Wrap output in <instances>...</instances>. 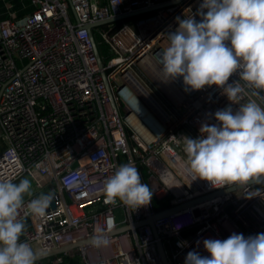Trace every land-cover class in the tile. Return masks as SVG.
<instances>
[{
    "label": "built area",
    "instance_id": "built-area-1",
    "mask_svg": "<svg viewBox=\"0 0 264 264\" xmlns=\"http://www.w3.org/2000/svg\"><path fill=\"white\" fill-rule=\"evenodd\" d=\"M0 1L6 5L0 19V180L27 178L32 191L24 197L26 230L20 242L48 252L126 228L37 264H61L74 254L83 264H163L158 243L168 264H185L190 251L210 255L206 239L264 233V196L249 199L245 189L192 180L183 150V137L198 138L201 124L219 123L216 111L231 106L235 112L240 104L216 85L185 90L182 77L167 82L177 101L161 117L147 115L137 96L130 101L127 95L125 81L139 63L152 64L164 78L160 58L167 48L163 42H169L166 32L179 27L173 28L177 17L192 15L200 22L196 13L203 0ZM157 5L164 6L90 28L99 55L105 45L100 66L87 25ZM239 80L234 73L227 83ZM128 162L153 193L149 205L134 209L106 200L105 181ZM229 188L155 219L152 227L136 225L158 211ZM256 188L264 191V183ZM41 194H52V205L43 216L29 214L28 202Z\"/></svg>",
    "mask_w": 264,
    "mask_h": 264
},
{
    "label": "clouds",
    "instance_id": "clouds-1",
    "mask_svg": "<svg viewBox=\"0 0 264 264\" xmlns=\"http://www.w3.org/2000/svg\"><path fill=\"white\" fill-rule=\"evenodd\" d=\"M196 15L200 22L192 15L177 17L179 27L167 34L170 43L160 58L162 81L182 77L185 90L216 85L240 107L216 111L218 124L203 123L198 138H182L187 167L192 180L216 188L236 186L247 190L249 199L264 196L261 189H252L264 183V0H203ZM234 73L240 80L228 84ZM248 96L256 99L245 102ZM103 191L108 203L119 200L134 209L149 205L153 196L132 162L120 165ZM25 195H32L29 179L0 180V264H37L47 255L20 242L26 230L21 219ZM52 199V194L31 199L29 214L43 216ZM203 245L210 255L190 251L185 264H264V233H232L224 240L206 239Z\"/></svg>",
    "mask_w": 264,
    "mask_h": 264
},
{
    "label": "rangeland",
    "instance_id": "rangeland-1",
    "mask_svg": "<svg viewBox=\"0 0 264 264\" xmlns=\"http://www.w3.org/2000/svg\"><path fill=\"white\" fill-rule=\"evenodd\" d=\"M15 1L17 2V0ZM5 7V2L0 1V19L6 16ZM163 44L166 47L169 46V42L167 41L163 42ZM100 48L101 50H105V45H102ZM125 83L137 98L159 117L166 110L169 111L168 108H171L173 104H176L177 93L167 82L162 81V78L159 77L152 64L148 62L139 63L137 66H134ZM19 182L20 180L17 183ZM61 264H83V262L79 255L74 254L72 256L65 255Z\"/></svg>",
    "mask_w": 264,
    "mask_h": 264
},
{
    "label": "water",
    "instance_id": "water-1",
    "mask_svg": "<svg viewBox=\"0 0 264 264\" xmlns=\"http://www.w3.org/2000/svg\"><path fill=\"white\" fill-rule=\"evenodd\" d=\"M179 0H174L172 1L171 3H175ZM170 3V4H171ZM164 5H157V6H152V7H148V8H145V9H140V10H136V11H132V12H129V13H125V14H120V15H116V16H113V17H110L108 19H105V20H101V21H97V22H94L92 24H89L87 25V29H88V32H89V35H90V38L92 40V42L94 43V39H93V36L91 35L90 33V28L92 26H96V25H100V24H103V23H108V22H111V21H119V20H123V19H127V18H130V17H133V16H136V15H140V14H143V13H146V12H149V11H152L154 9H157L159 7H162ZM176 26H178V22H176L174 25H173V28H175ZM169 32H172V30H168L166 33L168 34ZM94 51H95V55L97 57V61H98V64L100 66H102V61H101V58H100V55L98 53V50L95 46V43H94ZM123 85H120L118 87V90L122 87ZM108 92L110 94V97H111V100L113 102V95L111 93V91L108 89ZM141 106L143 107V109L147 112H149L153 117H155L153 115V113L149 110V108L144 104L142 103L141 101H139ZM129 110H126L124 113H127ZM231 188L229 189H220V190H216L214 192H210L208 194H205V195H202V196H199V197H196L192 200H189L187 202H184V203H181V204H178V205H175V206H172V207H169L167 209H164V210H161V211H158L156 212L154 215L150 216L148 219L144 220V221H141L139 223H137L136 225L139 226V225H143V224H148L150 225L151 227L153 226V221L157 218H161V217H164V216H167L171 213H174L176 211H179V210H183L185 208H188V207H191L199 202H202L204 200H207L209 198H212L216 195H219L223 192H226V191H230ZM52 205V201L50 203ZM126 228H122V229H116V230H113V231H110L104 235H101V236H98V237H93V238H90V239H87V240H84V241H79V242H76L74 244H69V245H66V246H63V247H60V248H57V249H54V250H51V251H48L46 252L47 255L45 258L41 259V260H38V261H48L50 260L52 257H54L55 255H59V254H62L64 252H67L73 248H76L78 246H82L84 244H88V243H91L93 242L94 240H97V241H101V240H105V239H108L116 234H119L121 233L122 231H124ZM158 251H159V254L161 256V259H162V263L163 264H168L167 263V260H166V257L163 253V249H162V246L160 243H158Z\"/></svg>",
    "mask_w": 264,
    "mask_h": 264
},
{
    "label": "bare ground",
    "instance_id": "bare-ground-1",
    "mask_svg": "<svg viewBox=\"0 0 264 264\" xmlns=\"http://www.w3.org/2000/svg\"><path fill=\"white\" fill-rule=\"evenodd\" d=\"M126 91L128 92L127 95L129 96V98H131L130 101H132V99L134 98L133 92L131 91V89H127ZM145 113H147L148 115V112L145 111ZM132 124L137 131H140L142 134H144L143 136L146 137L145 133L142 131L141 127L136 122L132 121Z\"/></svg>",
    "mask_w": 264,
    "mask_h": 264
},
{
    "label": "trees",
    "instance_id": "trees-1",
    "mask_svg": "<svg viewBox=\"0 0 264 264\" xmlns=\"http://www.w3.org/2000/svg\"><path fill=\"white\" fill-rule=\"evenodd\" d=\"M101 46H99V50H100V55H103L104 53L102 52V50H101V48H100Z\"/></svg>",
    "mask_w": 264,
    "mask_h": 264
}]
</instances>
